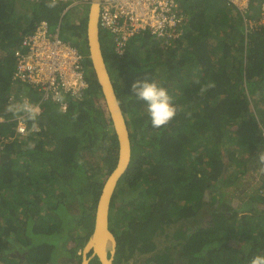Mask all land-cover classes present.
Segmentation results:
<instances>
[{
  "label": "trees",
  "instance_id": "1",
  "mask_svg": "<svg viewBox=\"0 0 264 264\" xmlns=\"http://www.w3.org/2000/svg\"><path fill=\"white\" fill-rule=\"evenodd\" d=\"M74 1L0 0L4 264H80L77 250L93 231L103 185L116 167L117 139L86 48L90 3ZM178 5L184 26L168 45L144 31L117 55L112 35L99 33L131 144L109 207L113 264H250L264 256V173L256 189L241 192V185L252 160L264 156V24L259 10L242 12L226 0ZM41 21L82 54L88 88L66 113L42 103L39 115L24 118L31 132L20 136L22 115L9 107L20 97L39 102L41 94L13 80L16 53ZM146 75L178 108L160 128L151 125L144 103L129 97Z\"/></svg>",
  "mask_w": 264,
  "mask_h": 264
},
{
  "label": "built area",
  "instance_id": "2",
  "mask_svg": "<svg viewBox=\"0 0 264 264\" xmlns=\"http://www.w3.org/2000/svg\"><path fill=\"white\" fill-rule=\"evenodd\" d=\"M226 2L238 8L237 0ZM184 20L178 11V0H100L97 25L99 31L112 35L114 51L122 55L128 42L144 31L163 45L170 44L182 34ZM16 60L13 80L41 94L39 102L19 98L18 103L28 101L38 107L35 116L41 113L42 103H52L66 113L70 103L84 98L88 83L83 56L75 46L61 40L57 32H51L46 22H40L22 38ZM27 117L23 114L17 118L16 133L20 136L29 133L24 122Z\"/></svg>",
  "mask_w": 264,
  "mask_h": 264
},
{
  "label": "water",
  "instance_id": "3",
  "mask_svg": "<svg viewBox=\"0 0 264 264\" xmlns=\"http://www.w3.org/2000/svg\"><path fill=\"white\" fill-rule=\"evenodd\" d=\"M99 0H90L86 26V48L91 71L98 83L109 120L118 143L115 169L106 179L99 197L93 231L82 249L81 264H89L94 257L99 264H113L116 240L109 230V207L117 182L127 170L131 160V144L125 118L117 101L111 79L101 53L98 29ZM87 257V254L90 253Z\"/></svg>",
  "mask_w": 264,
  "mask_h": 264
},
{
  "label": "clouds",
  "instance_id": "4",
  "mask_svg": "<svg viewBox=\"0 0 264 264\" xmlns=\"http://www.w3.org/2000/svg\"><path fill=\"white\" fill-rule=\"evenodd\" d=\"M62 1L66 2L67 0ZM80 1H89L90 3V0H77L74 1L73 4ZM131 93L132 95L129 97H134L136 100L142 101L144 103L151 125L155 128L166 126L175 118L178 113V108L174 103L173 97L169 95L168 90L163 86L157 84L155 81H150L147 75L143 78V80L136 81L131 85ZM9 111L20 113L21 115L25 114L29 118H34L39 109L28 101H24L22 103L10 106ZM30 132L31 131H29V133ZM250 264H264V256L257 255L253 257L250 261Z\"/></svg>",
  "mask_w": 264,
  "mask_h": 264
},
{
  "label": "rangeland",
  "instance_id": "5",
  "mask_svg": "<svg viewBox=\"0 0 264 264\" xmlns=\"http://www.w3.org/2000/svg\"><path fill=\"white\" fill-rule=\"evenodd\" d=\"M251 0H237V3H238V7L240 9V11H244L246 8H251V10H255V12L257 13L258 10H259V16H260V20H259V23L261 24H264V3L263 4H259V5H256L254 8L252 6H249V2ZM81 14V13H80ZM79 14V16L81 17V15ZM79 17V18H80ZM64 32V27L62 28V34ZM219 61H224L223 58H221ZM264 91V89H263ZM256 160H252V164H254V167L250 170V173H249V176H248V180H247V184L243 183L241 185V192H250V190L252 189H256L258 186L261 185V182H259V179L260 177L263 175L264 173V166H262L260 163L262 161H264V156L263 155H260V156H257L255 157ZM259 165V166H258ZM241 195V194H240ZM242 197V195H241ZM177 226V225H176ZM174 226V227H176ZM191 226V225H190ZM219 229L216 230V232L218 231ZM73 247H76V244L74 243H70V248H73ZM78 255L81 256V260H82V250L78 249ZM0 264H4V263H1ZM81 264V263H80Z\"/></svg>",
  "mask_w": 264,
  "mask_h": 264
}]
</instances>
